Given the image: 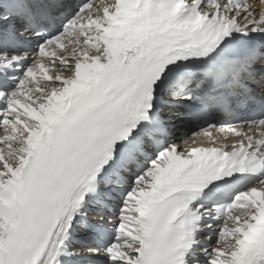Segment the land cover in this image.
Returning <instances> with one entry per match:
<instances>
[{"label": "snow or ice", "instance_id": "obj_1", "mask_svg": "<svg viewBox=\"0 0 264 264\" xmlns=\"http://www.w3.org/2000/svg\"><path fill=\"white\" fill-rule=\"evenodd\" d=\"M0 264H264V13L0 0Z\"/></svg>", "mask_w": 264, "mask_h": 264}]
</instances>
